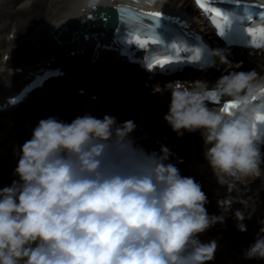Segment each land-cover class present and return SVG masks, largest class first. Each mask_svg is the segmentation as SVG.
I'll return each instance as SVG.
<instances>
[{
	"label": "clouds",
	"instance_id": "obj_1",
	"mask_svg": "<svg viewBox=\"0 0 264 264\" xmlns=\"http://www.w3.org/2000/svg\"><path fill=\"white\" fill-rule=\"evenodd\" d=\"M100 3L83 0L82 10ZM209 54L224 66L213 88L235 107L230 114L209 107L207 81L176 82L167 89L163 119L178 136L200 132L204 159L215 174L233 181L259 177L264 152L253 133L264 112V77L232 70L242 65L221 49ZM135 130L132 120L118 123L107 114L70 123L39 120L18 149V179L0 188V264H210L217 243L199 236L223 224L225 215H209L200 184L166 162L167 147L159 153L139 147L131 137ZM231 203L218 200L217 207ZM233 218L239 232L247 231L243 221L250 216L236 210ZM242 255L264 260V227Z\"/></svg>",
	"mask_w": 264,
	"mask_h": 264
},
{
	"label": "bare ground",
	"instance_id": "obj_2",
	"mask_svg": "<svg viewBox=\"0 0 264 264\" xmlns=\"http://www.w3.org/2000/svg\"><path fill=\"white\" fill-rule=\"evenodd\" d=\"M251 1L264 5V0ZM115 2H127L147 9L155 8L157 11L163 8L166 14L185 21L188 25L187 31L200 36L202 40L207 41L215 35L207 15L195 5L194 0H164L162 5L152 7L145 5L143 0L139 3L137 0H102L97 6L114 5ZM22 4L30 6L21 7ZM83 7V0H0V50L3 49L0 51V76L16 79L8 90L0 83V113L10 112L33 100L46 106L47 101L52 102L54 99L57 101V108L53 110L52 103H49L48 109L58 114V120L66 123L85 114L96 118H102L105 114L111 115L116 117L118 123L132 120L136 130L131 133V137L136 144L147 152L156 153H159L162 145L167 147L170 155L166 162L177 167L181 176L191 177L200 184L208 200L205 205L208 214L225 215L223 224L217 223L200 234V241H224V249L235 264H264V260H247L242 255L243 250L253 243L261 227H264V170L259 177H248L239 181L215 174L204 159L200 132H183L178 136L164 121L170 97L167 89L170 87L165 86L157 90L154 87L160 85L154 84L153 90L149 89L142 81L125 71L131 65L124 66L123 61L115 59L120 56L134 57L128 47L120 41H106L100 34L79 41V36H74L68 31V40L58 43L55 36L61 27L71 24L92 10H82ZM165 8L169 11L166 12ZM257 42L261 43V47L251 51L255 52V55H227L230 62L242 65L241 68L232 70H254L259 77H264V41L257 38ZM23 43L32 45L39 56L38 61L48 52L57 53L60 58L52 65L41 63L31 68L23 67L26 60H29L19 51ZM75 44L84 46H79L82 49L79 50ZM6 46L8 48L5 49ZM14 47L16 50L12 49ZM225 47L227 48L226 45ZM63 49L65 52H60ZM86 49L88 51L84 52ZM247 49L250 51L251 48ZM93 55L94 59L91 60ZM73 59L79 60L75 68L68 63ZM104 59L114 61V64L121 68L102 64ZM217 66L221 70L218 71L215 67L209 71L210 81L211 78L217 79L224 74V66ZM10 68L15 71L10 72ZM54 68L60 69L61 73L47 78V70ZM24 70L25 73L22 72ZM56 82H60L62 88L57 86ZM49 87L51 90H47ZM46 90L49 94L47 98L42 97L40 101L36 99L38 94ZM65 90L71 92L67 99L63 98ZM208 91L215 90L212 86L207 88ZM222 98L224 99V96H208L207 104L209 107L220 108V104L215 107L211 103ZM226 198L232 201L230 208L218 209L217 201ZM236 210L242 211L246 217H251L243 221L247 227V231L243 233L236 228L233 218ZM210 264L217 263L211 261Z\"/></svg>",
	"mask_w": 264,
	"mask_h": 264
},
{
	"label": "snow or ice",
	"instance_id": "obj_3",
	"mask_svg": "<svg viewBox=\"0 0 264 264\" xmlns=\"http://www.w3.org/2000/svg\"><path fill=\"white\" fill-rule=\"evenodd\" d=\"M197 6L205 13L211 14L209 20L217 30L219 37H229L230 42L249 44L251 37L253 47L259 49L264 41V6L250 4L247 0H195ZM227 3L230 7H220ZM216 5V6H211ZM92 15L84 19H91ZM107 19V16L104 17ZM148 21V22H146ZM256 21L255 24L251 22ZM251 25V26H249ZM130 30L125 31V27ZM175 28L182 29L176 32ZM188 25L180 18L166 14L163 8L160 11H133L128 7H120L117 10V24L115 33L121 37L122 43L139 45L140 49L152 45L148 49L149 56L161 50H174L176 55H163L153 57L146 64L150 72L159 69L161 72L173 73L181 70L180 65H194L204 67L206 63L204 56L207 51L200 36L187 31ZM185 53L180 55L179 53ZM264 92V89L261 90ZM209 97H218L215 91H208ZM235 105L229 101L222 108V112L230 114V109ZM257 121L260 122L261 139L264 140V115L258 114ZM257 125H254V135Z\"/></svg>",
	"mask_w": 264,
	"mask_h": 264
},
{
	"label": "rangeland",
	"instance_id": "obj_4",
	"mask_svg": "<svg viewBox=\"0 0 264 264\" xmlns=\"http://www.w3.org/2000/svg\"><path fill=\"white\" fill-rule=\"evenodd\" d=\"M9 32L6 33V37H8ZM31 47L32 51L30 55H25L21 47L19 51L21 54H24L25 57L29 60H26L27 65H31L34 63L39 57L36 52L33 50L32 45L28 43ZM8 46L5 47V49ZM16 50V47L12 48ZM3 50V49H2ZM0 50V51H2ZM31 62V63H30ZM105 65L114 67L107 63ZM204 74H201L200 78H203ZM16 79L11 78L10 80H5L0 76V82L3 81H14ZM57 86L62 88V84L60 82L55 83ZM55 85V86H56ZM47 90H51L49 87ZM47 90L42 92V94H38L36 99L41 100L42 97L49 96ZM71 92L64 91V99L71 96ZM53 108H57L55 103L56 100L53 99L52 102L47 101L46 106L37 103V100H33L30 103H26L23 106L15 108L11 112H2L0 113V188L9 186L14 180H17L18 177L14 175V170L17 166L18 162V149L23 143L31 138V133L34 127L37 125L38 121L41 119H47L49 117H57L58 114L53 113V111H49L48 104ZM68 106V105H67ZM65 108H62V110ZM212 241V240H211ZM203 242L207 243L208 241ZM217 249L215 252V257L213 262L217 264H235L233 258L227 255L226 250L224 249V241H216Z\"/></svg>",
	"mask_w": 264,
	"mask_h": 264
},
{
	"label": "water",
	"instance_id": "obj_5",
	"mask_svg": "<svg viewBox=\"0 0 264 264\" xmlns=\"http://www.w3.org/2000/svg\"><path fill=\"white\" fill-rule=\"evenodd\" d=\"M67 29V27H62L59 32H58V37L61 39V40H64L66 39V35L64 34L65 30ZM23 51L28 54L30 51L29 49L27 48L26 45L23 46Z\"/></svg>",
	"mask_w": 264,
	"mask_h": 264
}]
</instances>
